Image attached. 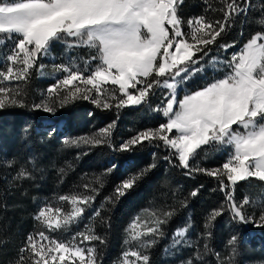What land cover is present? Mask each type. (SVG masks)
Returning a JSON list of instances; mask_svg holds the SVG:
<instances>
[{
    "label": "snow or ice",
    "instance_id": "obj_1",
    "mask_svg": "<svg viewBox=\"0 0 264 264\" xmlns=\"http://www.w3.org/2000/svg\"><path fill=\"white\" fill-rule=\"evenodd\" d=\"M184 0H0V44L11 47L6 55V67L0 68V109L23 107L22 91L17 83L27 81L37 61L47 54L54 42L63 41L68 48L84 47L92 50L82 68L76 64L56 65L63 75L46 91V99L33 108L55 114L57 107L77 99H91L97 107L111 109L148 103L157 89L167 94L153 111L166 118L155 129H145L122 143L118 151H132L137 145L162 143L176 157L179 166L190 172H203L216 177L225 192L227 209L234 221L241 225L264 227V201L261 209L245 212L250 201L245 196L238 204L234 187L240 181L256 178L264 182V0L256 23L261 30L253 33L224 61L209 58L215 70L222 71L202 88L185 92L178 98V89L196 73L204 71L210 45L230 27L240 15H247L253 0H219L220 20L201 15L184 21L178 9ZM211 8V5L208 6ZM185 25L187 31H185ZM227 51L233 44H220ZM200 54L199 56L197 54ZM222 64L223 69H217ZM43 68V65H39ZM87 70V71H86ZM106 85L114 86L107 92ZM95 92V96L91 93ZM58 101V103H57ZM110 101H114L113 104ZM109 125L92 137H80L66 144L96 145L111 135ZM228 149L221 168L209 170L191 167L190 161L206 148ZM169 159V156H165ZM11 166V162L10 165ZM115 165H113V168ZM155 164L130 174L108 198L114 203L123 197ZM108 171H111L109 169ZM63 173L64 169H60ZM190 174V173H188ZM31 173L21 168L16 179L30 178ZM221 177H226L228 184ZM99 183V180L97 181ZM90 194L74 192L59 197L69 206L38 207L34 219L44 226L26 237L18 251L15 264H98L95 247H81L85 241L104 243L94 227L86 226L72 238L79 243L65 242L48 233L64 231L83 217L86 206L95 199L97 188L84 185ZM198 190L190 195L196 196ZM181 206H186L181 202ZM149 211V210H146ZM149 212L151 219L134 218L126 229L125 244L132 247L121 255L120 264H149L150 257L142 254L163 235L162 226L174 214ZM225 211V205L212 209L205 226ZM94 215L101 217L97 210ZM101 217V221H103ZM191 228L188 222L173 234V246L186 243ZM211 235V233H208ZM233 236L229 245H235ZM135 242V243H133ZM6 243V241H0ZM207 251V244L204 246ZM236 248H232L235 254ZM27 253V255H25ZM196 259L203 257L197 251ZM227 259H231L229 256ZM186 264H195L192 258Z\"/></svg>",
    "mask_w": 264,
    "mask_h": 264
},
{
    "label": "trees",
    "instance_id": "obj_2",
    "mask_svg": "<svg viewBox=\"0 0 264 264\" xmlns=\"http://www.w3.org/2000/svg\"><path fill=\"white\" fill-rule=\"evenodd\" d=\"M260 6L261 0H253L248 14L238 16L217 38L216 44L210 45L205 60L211 57L229 59L232 51L239 49L253 33L261 30L256 23L260 17ZM219 7V0H184L178 15L184 21L201 15L220 20L223 14ZM233 43L235 49L225 51L219 47L220 44ZM10 47V42L7 46L0 44V68L7 66L6 55ZM56 52L60 53L58 62L61 59L67 65L76 64L83 68L85 61H88L89 67L95 63L89 59L92 50L68 48L63 41L54 42L48 53L37 61V67L31 70L27 81L12 84L13 87L19 84L24 106L0 109V241H6L0 243V264H15L26 237L38 229L45 230L34 219L38 207L47 203L68 210L69 206L59 197L74 192L90 194L84 188L86 184L97 188V192L91 205L86 206L83 217L67 230L48 234L61 241L79 243L78 239L72 240L76 233L85 231L86 226L94 227L104 243L85 241L80 246L95 247L98 264H120L122 253L132 247L124 242L128 238L126 229L135 217L151 219L149 212L159 215L173 209V216L162 226L163 235L156 238L154 245L141 250L142 254L149 255V264H186L189 258L195 264H264V227L241 225L234 221L227 209L225 192L221 191L216 177L203 172H190L179 166L178 160L171 154L174 150L162 143L157 146L156 143L145 142L132 151L117 150L119 140L129 139L138 132L155 129L166 122L160 112L153 111L167 94L166 89H157L146 104L119 109L97 107L91 99H77L63 108L57 107L55 114L33 108L34 104L47 98L46 91L53 85L48 74L51 71L50 57L57 55ZM222 74L219 72L208 77L202 73L196 80L197 84H191L190 88L201 87L206 81ZM113 88L106 85V95ZM58 121L60 125L56 128ZM113 124L111 135L102 138L103 143H81L79 146L65 143L80 137L96 136ZM227 153L228 149L224 147L206 148L194 161H190V165L210 170L220 166ZM153 163L155 167L125 196L114 203L108 201L116 187L130 174L149 168ZM21 168L30 172L31 177L16 179ZM62 168L63 173L60 172ZM221 179L225 184L229 183L226 177ZM196 190L197 195L191 196ZM233 195L238 204L247 196L250 204L245 205V212L255 211L258 214L261 201H264V182L256 178L240 181L235 185ZM181 202H185L186 206H181ZM221 205H225L224 213L206 227L211 210ZM97 210L103 221L94 215ZM188 222L191 228L186 236L187 242L173 246V234ZM233 236L237 237V241L235 245H229L228 241ZM205 244L207 251L203 247ZM233 247L236 248L235 254L232 253ZM197 251L202 260L196 259ZM229 256L230 260L227 259Z\"/></svg>",
    "mask_w": 264,
    "mask_h": 264
},
{
    "label": "rangeland",
    "instance_id": "obj_3",
    "mask_svg": "<svg viewBox=\"0 0 264 264\" xmlns=\"http://www.w3.org/2000/svg\"><path fill=\"white\" fill-rule=\"evenodd\" d=\"M57 53V55L55 54L54 56H51L50 58V60H51V63H49V65H50V69H51V71H50V73L48 74V78H51L52 80H53V84L54 83H56L57 82V80L59 79V78H61V76L63 75L62 73H60L59 71H57V70H55V67L54 66H56V65H61V64H63V65H67V64H65L61 59L59 60V62H58V59H57V57H58V55H60V53L59 52H56ZM45 55V54H44ZM44 55H42V57L44 56ZM230 56H231V54H230ZM230 56H229V58H230ZM213 60H218V61H224L225 59H223L222 57L221 58H214V57H211ZM209 60V58L208 59H206V60H204V61H201V64H203L204 65V71L203 72H200V73H196L195 75H193L189 80H187L184 84H182L181 86H180V88L177 90L178 91V98L180 97V96H182L185 92H193V91H195V90H197V89H200V88H202L205 84H207V83H209V82H211L213 79H211V80H209V81H206L201 87H196L195 89H192L191 90V88H190V86H191V84L192 85H196L197 83H196V80L199 78V77H201V74L202 73H205L206 74V76H208V77H211L212 75H216L217 73H219V72H222V71H219V70H215V69H213L212 67H211V65L209 64V63H206V61H208ZM95 64V63H94ZM94 66V65H93ZM217 69H223V65L222 64H217ZM220 77V76H219ZM218 77V78H219ZM91 95L92 96H95V92H93V93H91ZM43 101V100H42ZM39 103H41V101H39V102H37L36 104H39ZM129 106H138V105H129ZM55 125H56V128L57 127H59V125H60V121H58L57 123H55ZM131 138V137H130ZM129 138V139H130ZM128 139H121V140H119V146L122 144V143H124V142H126ZM228 158V157H227ZM226 158V159H227ZM226 159H225V161H226ZM224 161V162H225ZM223 162V163H224ZM223 163L220 165V166H216V167H214V168H212V169H210V170H213V169H217V168H221L222 167V165H223ZM136 218V217H135ZM134 220V219H133ZM132 220V221H133ZM132 223V222H131ZM130 223V224H131Z\"/></svg>",
    "mask_w": 264,
    "mask_h": 264
}]
</instances>
